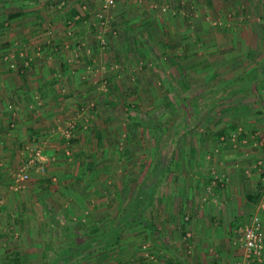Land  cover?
I'll use <instances>...</instances> for the list:
<instances>
[{"label": "rangeland", "instance_id": "rangeland-1", "mask_svg": "<svg viewBox=\"0 0 264 264\" xmlns=\"http://www.w3.org/2000/svg\"><path fill=\"white\" fill-rule=\"evenodd\" d=\"M195 1V7L186 12L185 22L175 26L166 22L173 17L159 14L165 11L163 7L153 8L154 20L162 19L167 28L130 42L135 41L139 48L128 60L132 70L122 69L127 65L123 56L112 58L111 64L103 63L95 72L102 83L94 89L102 98L83 104L80 118L55 121L48 132L29 136L28 147L20 152L21 160L9 167L10 179L2 183L3 190L10 192L9 199L0 196V214L5 212L0 224L6 221L9 227H0L3 238L10 236L28 247L38 240L33 249L29 247L33 251L45 241L48 254H62L57 255L59 258L70 253L68 261L53 258L48 264H176L168 254L185 260L196 255L195 248L208 264L244 260L240 227L252 213L262 222L264 219V81L256 82L255 94L237 91L211 100L204 92L233 84L252 69H264V0ZM115 5L103 10L101 17L95 12L97 24L105 26L106 12ZM171 26L174 29L168 30ZM104 44L109 41L104 39L100 45ZM3 48L1 62L9 65L3 56L8 60L10 56ZM111 77L123 80L126 87L119 93L123 101L118 98L112 103L113 96L119 94L110 84ZM171 111L169 135L161 139L146 124L151 118H170ZM69 124L83 127L78 141L54 153L66 154L74 165L53 167L58 158L48 159L45 147L49 141L60 138L61 142L68 137ZM39 150L41 157L33 164L30 160ZM225 164H229L231 174ZM20 170L27 171L29 178L16 182ZM69 174L76 177V189L83 194V201H70L67 208H61L64 211L52 213L50 209L68 201V188L50 179ZM245 179L250 180L254 192L260 193L256 204L244 196ZM141 187L150 191V204L118 232L113 228L121 225L123 214ZM45 192L51 199L49 204L40 202V218L50 221L46 226L51 225V229L37 232L34 238L26 227L28 214L21 217L23 212L19 215L14 202L20 200L23 207L34 210L32 195ZM78 205L83 214L75 213ZM73 226L77 231L67 230ZM116 232L117 241L111 242ZM71 234H84L86 239L77 245ZM14 244L8 252L19 251ZM0 264L8 262L0 260Z\"/></svg>", "mask_w": 264, "mask_h": 264}, {"label": "crops", "instance_id": "crops-1", "mask_svg": "<svg viewBox=\"0 0 264 264\" xmlns=\"http://www.w3.org/2000/svg\"><path fill=\"white\" fill-rule=\"evenodd\" d=\"M100 5L101 0H0V47H4V50L7 49L11 60L8 65L3 64L0 59L1 197H4V195L7 199L10 197L7 194H10V192L5 188L3 190L2 183H7V179H10L8 178L10 174L8 172L9 167H15L21 160L20 154L22 153L20 152L24 150L25 146L28 147L29 136L36 135V132L39 134L48 132L47 128L55 125V121L60 123L68 119L80 118L78 114L84 111L83 104L103 97V95H98L94 91L102 83L95 72H99L103 63L109 61L111 64L113 63L112 58L123 56L127 61V65L121 62L122 65L126 66L122 69L124 71L132 70L133 66L129 65L130 61L128 60L139 52V48L136 47L135 41L132 45H130V42H133L135 38L144 39V36L149 32H154V30L159 29L162 32L166 30L167 26L162 19H158V22L154 20L156 18L152 13L153 8L163 7L165 11H159V14L169 18L173 17L166 20V22L167 24L174 23L172 25L175 26L179 22H185L184 17H186L187 10L189 7H195L196 1L120 0L114 8L106 12V23L103 27L97 24L94 15L100 9ZM170 29H174V27L171 26L168 30ZM104 39H107L109 44L101 46L100 44ZM22 48L29 54L30 61L26 67L23 66ZM104 69H106V66H104ZM95 77L96 79H94ZM110 81L111 86L113 85L115 89L118 88L115 90L118 91V94L126 87L122 84L121 81L123 80L121 79L111 77ZM126 91L128 90L126 89ZM113 97L112 103L116 102L118 98L119 101H123L120 94ZM42 127L45 129L41 130ZM59 139H55L51 143H49L50 141L47 142L48 146L45 148L49 152L46 155L49 156L48 159L50 160L65 159L56 161L59 166L55 163L51 166L61 167L62 164L73 166L74 163L71 164V159L66 154L62 156L60 153H54L60 147L65 148L67 146L65 141L60 142ZM225 166L228 167L225 170L231 174L229 164H225ZM43 179H38L37 182H46ZM50 180L53 181L51 183L64 184L68 188V195L65 197V201L66 199L68 201L60 208L50 209L52 213L53 211H64L61 208H67L70 201H83V194L78 192L79 188L76 189L78 186V182H75L76 177H70V174L57 175ZM74 189L76 190L73 192ZM48 194L45 192L44 194L36 193L32 195L35 201L34 210L30 207H23L20 200L17 203L14 202V206H19V215L20 211L23 212L20 215L21 217L28 214L30 223L26 227L33 233L34 238L35 236L38 237L37 232L51 229V225L46 226L50 221L46 222L41 219L43 213L39 208V204L43 200L47 204L50 203L48 200L51 198H47ZM148 204L150 203L148 202ZM261 206L263 207V205ZM76 208L78 209L74 211L77 212V215L84 213L82 209L79 211V205ZM6 210L8 211L9 208ZM16 210L17 208H15ZM3 214H5L4 210L1 211L0 218L4 216ZM193 226L194 222L192 223ZM0 227L9 228L6 221L1 222ZM26 227L24 228L25 231ZM117 227L112 228L117 229ZM74 228L78 227L73 226V228L67 230L77 231ZM112 228L108 230H113ZM173 229H176L175 225ZM150 231L153 232V229ZM71 235V239L77 245H81L80 243L86 239H84L86 237L83 236L84 234ZM0 237L3 238L2 234ZM117 237L118 234L113 239H117ZM80 239H82L81 242ZM12 240L14 239L10 236L8 240L3 238V242L0 244V260L8 261L9 257L18 258L19 256L22 258L24 256L29 263L41 262L48 264L53 258L57 259L56 262H65L70 257L69 252L63 258L57 256H62V254L56 255L53 252L48 254L45 248L48 247V244L45 241L40 242L43 246H40L39 250L33 251L32 249L35 244H38L36 243L38 240L31 242L29 247L32 249L28 245ZM194 240H197V238ZM6 243L8 246H6ZM13 243L19 248V251L10 250L8 252V247H12ZM13 252L14 254L11 255ZM195 252V256L186 257L185 260L170 254H168V257L171 256L172 260L177 261L176 264H208L206 263L208 261H205L206 257L202 256L197 248H195ZM167 259L171 260L170 258ZM76 261H79V259ZM253 264H264V261L260 263L253 262Z\"/></svg>", "mask_w": 264, "mask_h": 264}, {"label": "trees", "instance_id": "trees-1", "mask_svg": "<svg viewBox=\"0 0 264 264\" xmlns=\"http://www.w3.org/2000/svg\"><path fill=\"white\" fill-rule=\"evenodd\" d=\"M4 57V56H3ZM27 60V58H24ZM29 59V58H28ZM25 61V60H24ZM11 62V60H8V63ZM29 64V62H28ZM24 67L28 66V65H24ZM263 82L264 81V69L263 68H258V69H252L251 71H249L244 77L239 78L238 80H235V82L233 84H227L224 87L217 89V90H210L208 92H204L206 94V96H208L209 99L213 100V98L215 97H228L231 94L237 92V91H251L254 94L256 93L258 87L256 82ZM255 90V91H254ZM205 96V97H206ZM256 96L258 97V94H256ZM185 101L189 104V105H194L192 103V100H188L185 99ZM172 112V111H171ZM174 112H172V116H170V118H167L165 120L161 119V118H151L148 119L149 122L146 124L150 127H152L153 130H155L156 133H158L160 135V138L162 139L163 137H168V133L169 132V128L168 126H170L171 124V117H173ZM83 127H75L74 128V124H72V127H70V133L68 137H64L62 138V141L67 142L66 145L69 144H74L78 141V134H80V132L82 131ZM235 128V126H232V129ZM68 148V147H67ZM148 192L150 191H146L144 192V188L141 187L139 189V193L137 194V196L135 197V199L132 201L131 205L128 207V210H130L128 212V210L123 214V218L120 221V226L117 227L116 230H118V232H120V230L122 229V227L124 225H126L128 223V221L131 218H135L137 214H140L144 208V206H146V204H148L149 200H148ZM243 192H244V196L246 198L247 201L252 202L254 204L258 203L259 201V196L260 193L259 192H254L252 190L251 184H250V180L249 179H245L243 181ZM133 208V211H132ZM131 212L132 215H129ZM153 225L148 224V227L152 228ZM117 234V233H116ZM110 242V240H108ZM117 239H113V241L111 242H116ZM8 264H24L25 262H28L26 260V257H9L8 258ZM256 263V262H255Z\"/></svg>", "mask_w": 264, "mask_h": 264}, {"label": "built area", "instance_id": "built-area-1", "mask_svg": "<svg viewBox=\"0 0 264 264\" xmlns=\"http://www.w3.org/2000/svg\"><path fill=\"white\" fill-rule=\"evenodd\" d=\"M117 0H101V5L100 9L97 11V16L101 17L102 14L101 12L105 9H108L112 6L115 5ZM22 54L25 61L24 65H29L28 62L30 61L28 59L27 55H24V52L22 50ZM8 57L4 56V61L8 62ZM7 59V60H6ZM23 62V63H24ZM105 83V81H103ZM68 130H67V135L69 136L70 133V127H72V124L68 125ZM36 152V151H35ZM36 155L34 156L36 159L31 158L30 162L37 161L40 155V150L35 153ZM32 165V164H31ZM29 178V173L24 170H20L19 172L16 173V182L18 180H26ZM240 249L243 254L244 260H236L234 264H246L249 261L260 263L264 261V225L263 222L261 221V218L258 214L252 213L250 217L248 218V221L244 223L240 227Z\"/></svg>", "mask_w": 264, "mask_h": 264}]
</instances>
